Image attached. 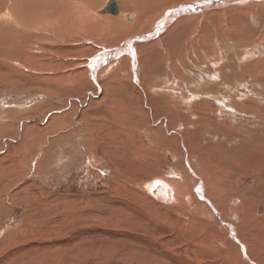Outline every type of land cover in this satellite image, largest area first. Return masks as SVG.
Listing matches in <instances>:
<instances>
[{
    "label": "rangeland",
    "instance_id": "obj_1",
    "mask_svg": "<svg viewBox=\"0 0 264 264\" xmlns=\"http://www.w3.org/2000/svg\"><path fill=\"white\" fill-rule=\"evenodd\" d=\"M105 1L102 6H94L99 9L98 13L109 2ZM129 1L133 0H115V3L117 16L129 14L135 20L140 19L131 34H114L115 30L108 31L111 29L106 30V27L78 30L72 24L71 37L46 43L48 47L53 46L46 54L45 63L50 64L32 66L41 74H56V81H41V76L36 81L12 76L15 84L11 85L0 79L1 264H30L31 261L36 264L44 261L43 258L48 260L50 255L43 249L32 253L27 247V251L18 255L14 244L20 240L25 241L23 246L31 244L33 240H29V235H35L38 240L55 236L54 228L58 225H51L49 220L30 226L32 234L21 230L11 235L9 245L4 242L6 234L16 230V223L30 219L35 212L37 217L39 212H45L48 203L53 210L55 207L64 210L63 214L59 212L60 218L71 216L76 224L82 219L77 218L78 214L95 212L103 217L101 213L106 209L111 211L108 202L116 201L127 205V209L137 208L147 218L141 212L139 222L103 217L105 220L100 222L103 230L123 228L121 232L127 234L124 239L129 240L127 231L132 230L123 225L133 222L135 231L141 228L147 232L141 235L146 236L143 240L150 248H160L166 264H170V260L180 264H214L216 261L226 264L224 256L206 254L201 245L205 238L201 236L204 233L211 236V232L214 240L208 238L206 245L218 252L222 248L219 239L226 232L218 229L220 219L209 217L206 212L210 204L195 193L203 183L194 175L198 172L207 183L213 182L222 189L218 203L223 208L221 215L225 216V221L230 220L231 212H225L228 206L243 209L244 220L230 221L236 224V229L246 233L249 256L264 264V260L261 261L264 258V1L238 0L240 3L234 2L235 5L209 7L202 14H185L187 5L211 4L214 0H158V4L143 0L142 17L136 15ZM160 19L164 20L165 28L162 22L155 24ZM135 20L127 19L130 23ZM156 27L160 31L147 40L150 44L132 39L149 34ZM161 36L165 43L162 44L161 38L159 44L153 45L155 38ZM127 42L137 53V75L132 72L133 61L127 51L116 55L118 46ZM112 51L115 57L106 54ZM89 60L99 63L95 72L96 75L101 72L99 88L84 75L80 65L86 66ZM76 66H81L80 72L75 70ZM116 72L118 81L107 83L109 89L105 90L106 84L102 82ZM70 73L82 75V84L60 77ZM64 112L70 114L64 123H50L54 114L63 116ZM80 127L83 131L75 132ZM142 145L147 153L144 154L143 148L138 157L135 151L138 147L141 150ZM181 174L189 176L182 185L190 191L191 197L182 207L160 202L155 196L148 204L136 188L145 179L177 182ZM154 188L151 187L152 192ZM32 190L39 193L40 198L51 197V201L42 200L41 204L37 195L27 194ZM31 205L34 209H28L23 215ZM64 223L68 229L72 228L70 219ZM193 225L201 227L192 235L188 228L191 230ZM160 228L162 232H158ZM72 229L73 232L66 235H73L77 227ZM164 240H168L167 244L160 246L158 242ZM60 250H55L56 260L52 264L131 263L126 253L120 255L121 249L114 253L85 250L79 254L75 250L70 259L65 257L66 251ZM230 253L232 258L237 256L233 249Z\"/></svg>",
    "mask_w": 264,
    "mask_h": 264
},
{
    "label": "bare ground",
    "instance_id": "obj_2",
    "mask_svg": "<svg viewBox=\"0 0 264 264\" xmlns=\"http://www.w3.org/2000/svg\"><path fill=\"white\" fill-rule=\"evenodd\" d=\"M110 1H113L116 8H117L115 0H109V2ZM142 1L143 0H133L132 2L129 1L130 4L132 5V7L134 6V10L136 11V15L138 14L139 17H142L144 14V11H145L143 9V7L141 8ZM148 1H151L152 4H155V3L158 4V0H148ZM250 1H253V0H250ZM256 1H264V0H256ZM105 3H106L105 0H0V79L2 78V79H4L5 83L11 84V83H14L13 82L14 80L12 79L14 76H16V77L17 76H24L27 78H31V80H34V81L39 79V77L41 76L40 77V79H42L41 81H45L48 83L54 82L55 78L57 77L56 74L55 75H49L48 72H44L41 74V72L40 73L36 72V69L32 65L41 66V64H44V65L50 64V63H45V61H46V57L48 55L47 49L52 50L50 48H52L53 46L48 47V46H46V43L54 40L55 38H62V37L63 38H69V37H71V32H73L72 31L73 28H70V27H72L73 25L76 26V29L78 27V30L80 28H82L84 30L85 27H88V28L100 27L101 29H104L106 27V30H107V28L111 29L108 31L115 30L114 34H118V35L119 34H125V35L131 34L133 32L134 27H136V26L138 27L137 23H139L138 21L140 20V19L138 20V17L135 20V18H133V16L129 15V14H126L125 16L124 15H118V16L117 15H110V16H108L107 14H101L100 12L102 10H100L98 13L99 9L94 8V6H99V5L102 6V4H105ZM213 3H218V4L222 3V5L218 6V5L213 4ZM227 3H228V5L230 3L232 4L231 0H214V1H212L211 4H207V2H204L201 4L197 3L198 5L197 4L196 5H187L185 7V12H183V13H185V14L194 13L195 14V12H196V13L202 14V12L204 10H207L210 8L211 9H214V8L218 9L219 7H222L223 5H227ZM236 3H240V2L238 1ZM233 4H234V2H233ZM242 4L244 5V3H242ZM183 9H184V7H183ZM117 13H118V11H117ZM168 18H170V17H168ZM171 18H172V15H171ZM127 19H129L130 21L135 20V22L130 23L127 21ZM161 22L163 23L164 20L160 19L158 22L156 21L155 24L159 25V23H161ZM165 25L166 24L163 23L164 28H165ZM170 29H172V28H170ZM74 30H75V28H74ZM93 31H94V29H93ZM158 31H160V29H158L156 27L155 30L150 31L149 34L146 33L147 35L143 34L141 36H135V38L132 37V39H140L143 42H145L144 45L150 44V42L148 43L147 40H150L151 38L156 36L158 34ZM74 37H77V35ZM161 38H163V37L161 36L158 39L155 38L153 45L159 44ZM152 41H153V39H152ZM164 43L165 42H164V38H163L162 44H164ZM151 44H152V42H151ZM149 46H148V48H150ZM162 47H163V45H162ZM146 48H147V45H146ZM58 49L59 48H57V50ZM116 50H118V51H116L117 52L116 55L121 54L123 52L125 53L126 51L129 53L128 55H129L131 61H133L132 62L133 63V65H132L133 71L132 72L134 75H137L136 69H135L136 68L135 63L137 62L136 61L137 53L131 47L130 42H127V43H124V44L118 46V49H116ZM109 53H111L110 54L111 57H113V55H114V57L116 56L115 54H113L114 51L108 52L106 54L108 55ZM103 56H105V54ZM95 61L89 60V61H87L88 64L86 66L83 64H80V65L82 66V68H84V75L88 76V78L90 80L92 79L91 82L95 85L96 88H99L100 85L98 84V79H99V76L101 75L100 74L101 72H98L97 75L95 74L96 69L99 67V63L96 64ZM81 66L80 67L76 66L77 68H75V70L80 72ZM47 71H49V70L47 69ZM60 77H62V79L63 78L69 79L70 82L73 80V82H78L77 84H80V85L82 84L81 78L83 76L80 74H77V73H75V74L70 73L66 77H63V75ZM114 80L115 81L117 80V72L113 76L106 78L102 82V84H106V87L108 86V88L105 87V90L109 89L108 84L112 83V81H114ZM2 83H4V82H2ZM101 86H103V85H101ZM9 88H11V87H9ZM100 89L104 90L103 87L102 88L100 87ZM116 101H114L113 103H115ZM171 106H170V108H171ZM90 108H88V109L90 110ZM98 108H97V111H98ZM113 108H114V106H113ZM114 109H116V106ZM108 110H109V108H108ZM68 112H66V113L64 112L65 114H63V116L58 115V114H54L51 117L50 123H54V124H55V122H56V124L64 123L65 119L68 115ZM70 112H71V109H70ZM110 120H111V118H110ZM114 121H113V123H114ZM127 122H128V118H127ZM165 127H168V125ZM7 129H9V128H7ZM78 131L82 132L83 129L80 127V128H77L75 130V132H78ZM91 136L92 135H90L89 137L91 138ZM179 140H180V138H179ZM158 142H159L158 145L162 146L160 141H158ZM163 144H166V143H163ZM138 148H137L138 150L135 151V155H137V154L139 155L140 151H142L143 148H144V154L147 153V152H145L146 148L144 146L142 147L141 150H140V147H138ZM132 150H136V149H132ZM136 152H138V153H136ZM141 156H143V154H141ZM145 160H147V159H145ZM38 165H39V163H38ZM192 172L194 173V171H192ZM198 173L197 174L194 173V175L197 177V179H199L204 184L202 183L201 186L198 188V190L195 191V193L197 194V196L203 197L204 200L206 202H208V204H210V209H207L206 212L208 213L209 217H211V216L213 218H214V216L218 217L221 221L219 224V228H218L219 231L221 229H225V232H226V234L224 236L220 237V239H219L220 240L219 242L221 243L220 246L222 248L218 252H216V250L211 248V247H207L208 245H206V242H205L210 237H212V240H214V236H213L214 234H211V232H210L211 236H209V233H207V234L204 233V235L201 236V238L205 236V238L201 240V245L204 247L203 251H206V254L216 255V253H217L218 256H220V255L224 256L223 259H224V261H226V262H224L226 264H246L247 262H250V261H251V263L253 262V264H261V262H259L260 260L255 261L253 259V257H250L248 252H247V250H249V249H247V245H246V242H247L246 238H245L246 233L244 234L239 229H236V227H237L236 224L235 223L232 224L230 221V220H233L235 222V221H237V219L238 220L239 219L244 220L245 215L243 214V209H240L238 207L232 208V207L228 206L227 210L225 212H228V211L231 212V214L228 216V218L230 220H229V222L225 221V219H224L225 216L223 214L221 215L223 208L218 203L219 202V199H218L219 196L223 195L222 189L213 182L207 183L203 179L204 177L202 178L200 175H198ZM184 174L180 175L181 179L178 180L177 182H169V181H166L165 179H160V178H154V179H149V180L145 179L143 182L139 183L136 186V188L139 191V193H142L143 196L141 195V197H145L144 200H146L147 203L149 201L152 202V200L154 201L156 199L160 202H163V203L165 202L168 205H170L171 203H174V204L178 205L179 207H182L184 205L183 203H185L189 199L191 200L190 191H188V189L186 188L185 185H182V183L185 182L189 178L188 175L184 176ZM174 175L177 177V176H179V173H175ZM207 179H209V178H207ZM151 187H155L154 192H152L153 189L151 191ZM200 190L202 191L203 194L200 193ZM27 194L28 195H34L33 197H36V195H37V193L34 191L31 193L28 192ZM37 196L39 197V193ZM154 196H155V199L152 198ZM210 197L213 198L214 200L211 201ZM117 198H118V196H117ZM38 200L42 204V200L50 202L51 197L50 198L49 197L48 198L47 197H44V198L39 197ZM215 202H217V203H215ZM148 204H150V203H148ZM108 205L111 207V211H110V209H108V210L106 209V211L101 213V214L105 219H109V220H111L113 217H117V218H120V220L125 219L126 220L125 222H127V220H131L133 222H139L140 220L138 217H140L141 213H143L142 211H140L141 212L140 213L137 208L136 209H129L128 208L129 209L128 210L126 208L127 205L125 206V204L120 202V201H116L113 203L108 202ZM33 207H34V205H31V207L28 206L26 211H24L23 215H25V213L28 212V209H32ZM135 207L136 206H134L133 208H135ZM150 208H151V206H150ZM143 209H144V207H143ZM44 211L45 212H39L37 214V217H36V212H35V214L30 219L20 220L18 223H16L17 225H15L16 230H14L13 232L9 231L7 233L9 235L6 234L7 238L5 237L6 239L4 240L5 244L9 245L10 240H11V235L18 234L19 232H21V230L26 231V233L27 232H30L31 234L34 233L33 228H31L32 229V231H31L30 226H33L34 224L38 225V224H40V222H42V220H49V222L51 221V225H58V227L56 226L54 228L53 234H56L55 236L51 235V237H42V238H39V240H38V238L35 235L33 236L34 238L31 237V235H29V240L30 241L33 240V241L31 244H28L27 246H23V245H26V244H23V243H25V241L24 242L22 240L16 241V242L14 241L15 242L14 245H17V252L16 253H18V255L21 253V251H25L27 247H28L27 248L28 252L33 253V252H38L39 249L40 250L43 249L44 251H46V254L50 255L51 258L49 257L48 260L43 258L44 261L40 260V262H38L36 264H52V262L56 260L57 254H55V250L58 251L60 249L62 251H66L65 257L67 259H70L73 257L72 254H74L73 251H75V250H76L75 253L79 254V253H81V251L86 252L85 250H88V251L93 250V252L101 251L103 253L105 251L110 252V253H111V251H113V253H114L116 251V249H121L122 251L119 252L120 255L126 253L128 255V256L126 255L127 258L130 259V262L134 263V264H150V263L151 264H159V263L166 264V262H167V260L161 256V252H159L160 248L159 249H156L154 247L150 248L149 245L146 243L147 241L145 242L146 236H142L141 233L147 235L146 231H144L141 228L136 229L137 231H135L133 229V228H136V227H134L135 224L134 225L132 224L133 222L132 223L130 222V224L128 222V223H125L123 225L124 227H126L125 229L131 228V230H132V231H127V233L130 234V239L125 240L124 238L126 237L125 235H127V234H126V232H121V229H123V228H120V230H118L119 228L116 230L115 229L114 230L113 229L112 230H109V229L103 230V227L101 228V225H103V224H101L100 222H103L105 219L103 217H100V214H98V213L86 212V213H81V215L78 214L79 216H77V218L81 217L82 219L81 220L77 219L78 223L74 224L73 221L71 220V216L65 215L62 218L59 217V212H62V214L64 212V210L61 209L60 207H55L53 210V207L51 206V204L48 203L47 205H45ZM143 211H145V210H143ZM111 212H114V214L111 215L110 214ZM72 214H73V212H72ZM138 215H140V216H138ZM144 215H146V214H144ZM153 216H155V214ZM143 217H145V216H143ZM54 218H56V219H54ZM146 218H147V215H146ZM148 218L151 219L150 215L148 216ZM67 219H70L71 223H73V224H71L70 227H72V228H74L75 226L77 227V229L74 230L73 235H66L67 233L73 232V231H71L73 229L72 228L68 229L69 227H67V225L64 223V221L66 222ZM85 219L87 222L84 221ZM93 222H95V224L97 223V225L93 226L92 225ZM245 223H246V221H245ZM144 226H145V224H144ZM34 227H36V226H34ZM89 227H92V228H89ZM199 227H201V226L200 225L191 226V230H190V228H188V230L190 231L189 233L193 235L195 231L199 230ZM213 227H216V226H213ZM39 230L40 229H38V231ZM47 230L53 231V229H51V228H47ZM133 230L135 232H133ZM150 230H151V226H150ZM69 231H71V232H69ZM123 231H125V230H123ZM131 232H133V233H131ZM158 232H162V229L160 228V230ZM184 233L186 235V232H184ZM57 234H59V236H57ZM139 235H141V236H139ZM2 236H5V235H2ZM182 236H183V234H182ZM182 236H181V238H182ZM143 237L145 238L144 240H143ZM149 237H150V235L147 236V240L149 239ZM151 237H153V236H151ZM172 238H173V236H172ZM102 239H103L104 243L102 242ZM105 241H106V244H105ZM120 241H121V243H120ZM167 242H168V240L159 241L158 244L160 246H164L167 244ZM225 243L227 245H224ZM193 245L196 246V244H193ZM54 246H57V247L54 248ZM228 246H229V249L227 248ZM73 247L75 248L74 250L71 249ZM231 249L237 251V253H236L237 256L233 257L234 259L232 258V254L230 253ZM219 252H221V253H219ZM224 253H225V255H224ZM66 255H68V256H66ZM23 257H25V256L23 255ZM118 257H119V255H118ZM35 258H36V256H35ZM67 259H66V261H67ZM263 260H264V258L261 259V261H263ZM22 261H25V260H22ZM1 263L2 262H0V264ZM26 263H28V262H26ZM169 263L170 264H180L177 262H173L172 260H170ZM5 264H7V262ZM30 264H34V262L31 261ZM214 264H220V262L218 263L216 261V262H214ZM262 264H263V262H262Z\"/></svg>",
    "mask_w": 264,
    "mask_h": 264
},
{
    "label": "water",
    "instance_id": "obj_3",
    "mask_svg": "<svg viewBox=\"0 0 264 264\" xmlns=\"http://www.w3.org/2000/svg\"><path fill=\"white\" fill-rule=\"evenodd\" d=\"M238 0H231V2H237ZM213 4H216V5H222V3L218 4V3H213ZM207 6V5H206ZM101 14H110V15H117V8L114 4L113 1H110L106 4V6L102 9V11L100 12Z\"/></svg>",
    "mask_w": 264,
    "mask_h": 264
}]
</instances>
